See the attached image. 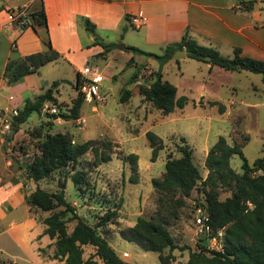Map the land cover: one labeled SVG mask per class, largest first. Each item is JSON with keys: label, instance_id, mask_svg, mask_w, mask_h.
I'll use <instances>...</instances> for the list:
<instances>
[{"label": "rangeland", "instance_id": "1", "mask_svg": "<svg viewBox=\"0 0 264 264\" xmlns=\"http://www.w3.org/2000/svg\"><path fill=\"white\" fill-rule=\"evenodd\" d=\"M16 1L20 0H13ZM131 32L135 34L137 30L131 29ZM94 34V31L83 33V37L85 39ZM111 37L108 45L113 52L108 58H103L102 55L84 58L83 54H79L75 57V65H78L80 70H75L70 62L62 59L42 66L38 74L34 75L38 86H43L41 92L53 81H59L58 90L54 93L56 104L45 102L42 113H31L29 118L20 124L19 129L23 131H20L18 136H15L17 131L12 129L16 115L11 119L7 114L9 129L3 137L7 141V136L11 135L13 139L6 145L12 158L11 168L15 175L25 177L24 169L20 165L30 161L33 155L38 153V143L45 131L68 133L75 143L88 139L111 140L113 145L108 149L112 152L109 161L96 164L90 152L81 157L82 164L78 167L88 172L89 183L83 186V190H76L71 177H68L65 187L66 199L76 206L77 213L90 224L96 223L109 208L116 210L117 217L112 223L104 225L101 232L116 253L130 264H159L158 253L144 250L122 239L118 230L133 225L134 218L139 215L162 220L177 245L172 252V264H181L189 252L188 249L181 248L189 246L196 249L198 243L194 220L196 209L201 206H197V202L202 200V195L193 189L191 194L184 198L183 204H178L173 199L165 202L164 206L160 203V194L153 188L151 180L161 176L167 154L179 156L178 145L181 144L182 137L193 148L194 162L203 177L207 174L204 168L205 155L219 135H223L229 144H242L244 156L249 163L260 157L264 144V82L258 73L228 70L218 65L210 66L203 60L187 55L173 58V53L167 61L159 62L145 54L133 53L134 59H129L126 53L119 54L117 50L119 44L129 43L128 39L119 42L120 40ZM96 42L98 40L93 44ZM149 51L156 54L164 52L161 49ZM106 62L109 63L106 65ZM85 65L99 68L103 78L93 84V87L105 100L87 102L84 99L80 116L76 119L48 117L47 113L58 114L59 111L68 110L72 106L79 93L74 85L76 74ZM156 70H161L162 78L176 86L177 96L188 97L183 108H175L169 114H162L143 100L139 87L148 86ZM125 88H128L132 95L127 101L121 102L120 96ZM34 90L30 91L28 98L35 95ZM8 92H4L5 98H0V109H11L12 105L16 104L11 101V96L8 97ZM215 100L218 104L212 103ZM53 108L55 112L51 111ZM4 119L0 121V132L3 130ZM83 119L84 122L81 121ZM148 130L160 136L164 146L154 161L151 159V148L146 137ZM128 153H136L138 156L136 183L130 181L133 174L131 166L122 161V156ZM3 164V157L0 156V169ZM230 164L235 171H242V159L239 155H233ZM58 176L55 174L37 183L25 180L28 183L26 190L30 192L36 184L54 190ZM228 195L229 192L223 191L220 199ZM34 214L37 221L42 223V218L48 215V212L34 211ZM14 217L23 219L22 209L16 212ZM74 223L75 221L69 222V230ZM37 225L36 227L40 226ZM27 242L30 241L27 239ZM210 247H213L212 243ZM45 249L48 250L47 247ZM93 252L94 247H84L85 258ZM58 263L57 259H47L39 264Z\"/></svg>", "mask_w": 264, "mask_h": 264}, {"label": "trees", "instance_id": "2", "mask_svg": "<svg viewBox=\"0 0 264 264\" xmlns=\"http://www.w3.org/2000/svg\"><path fill=\"white\" fill-rule=\"evenodd\" d=\"M253 3L250 1L242 4V9L250 10ZM29 16V26L35 29L39 25L46 26L43 9L30 12ZM85 26L89 31H94L93 24L87 19ZM43 40L48 46L46 51L9 59L3 73L8 85L37 72L44 64L60 57V54L51 48L49 39ZM103 47L107 48L106 45ZM126 49L145 54L159 62L170 59L176 50H185L187 56L211 65L228 70L258 73L264 82V59L242 55L239 48L233 50V56H224L214 47L199 44L190 36L188 29L184 30L179 41L168 44L162 54L147 52L134 46H126ZM206 56L209 60L205 59ZM74 85L79 93L72 106L68 110L59 111L58 114L47 113L48 117L76 119L80 116L84 102V94L79 90L80 73H77ZM58 86L59 81H53L43 92L33 98H26L18 108L12 129L18 131L20 124L25 122L31 113H42L45 102L56 104L54 93L57 92ZM139 94L162 114H169L175 108H183L188 100L185 95L177 96L176 86L162 78L161 70L155 71L148 86L139 87ZM131 95V91L125 88L120 101H127ZM212 103L218 104L216 101ZM30 132L33 133V130ZM35 132L39 134L37 130ZM146 137L151 148V159L154 161L164 147L163 141L151 130L146 132ZM11 139L12 136L8 135L7 140ZM112 145L111 140L102 139L75 143L68 133L45 131L38 143V153L27 163L20 165L24 169L25 179L34 183L55 174L59 175L54 190L36 184L25 199L31 209L48 212L41 220L44 225L42 233L53 240L55 249L52 258L57 259L60 264H130L116 253L101 232L104 225L112 223L117 217L116 210L109 208L96 223L90 224L77 213L76 206L68 201L65 195L68 177H71L76 190H83V186L89 183L88 172L78 167L82 164L81 157L90 152L94 156V163L107 162L111 159L112 152L108 149ZM242 146L237 142L229 144L223 135H219L205 155L204 168L207 174L203 177L194 162L193 148L182 137L181 144L178 145L179 156L167 154L161 176L152 178V186L160 194L159 200L164 206L165 202L173 199L178 204H183L184 198L196 189L202 195V200L197 202V206L201 205L200 207L206 210L210 236L216 237L221 246L220 249L211 248L200 238L196 249L189 246L181 248L189 250L187 258L181 264H264V144L261 156L252 163L244 156ZM235 154L242 159L241 172L231 167L230 159ZM137 159L136 153L122 156V161L128 163L133 171L130 176L132 183L137 182ZM223 191L229 192V195L220 199ZM71 221L75 223L69 230L68 224ZM219 231L221 235H218ZM118 232L122 239L144 250L157 252L159 264H172V252L177 245L162 220L139 215L134 218L133 225L120 228ZM87 245L94 247V252L85 258L84 247ZM0 264L13 263L0 258Z\"/></svg>", "mask_w": 264, "mask_h": 264}, {"label": "crops", "instance_id": "3", "mask_svg": "<svg viewBox=\"0 0 264 264\" xmlns=\"http://www.w3.org/2000/svg\"><path fill=\"white\" fill-rule=\"evenodd\" d=\"M250 1L254 2L250 10L242 9V4ZM22 6H27L28 13L43 9L46 26L39 25L36 29L28 26L20 33L11 18ZM137 14L143 18L139 28L131 22ZM86 19L93 24L95 34L84 39L83 33L91 32L85 26ZM131 29L137 32L132 34ZM185 29L199 44L214 47L224 56H233V50L239 48L242 55L264 59V0H0V98H5L4 92L9 90L8 97L16 102L11 109L18 111L30 91L35 89V95L41 92L43 86H38L34 75L42 66L11 85L3 73L9 59L46 51L48 46L43 38L49 39L51 48L60 54L51 62L65 59L80 70L75 65L79 54L84 58L90 55L108 58L113 52L108 45L110 36L119 42L128 39L129 43H124L123 49L119 44L117 50L134 59L132 54L137 53L126 46L147 52L164 50L168 44L179 41ZM95 40L98 42L93 44ZM133 63L137 64L135 60ZM11 109H0V121L8 119L7 114L13 118ZM20 131L23 130L19 129L15 136ZM9 144L1 135L0 156L4 164L0 169V258L13 264H39L53 259L55 248L54 244L50 246L53 240L42 233L44 225L37 221L35 210L26 202L28 183L11 168L12 158L6 146ZM21 209L24 217L16 219L14 215ZM37 224L40 226L36 227ZM5 248L8 250L4 251Z\"/></svg>", "mask_w": 264, "mask_h": 264}, {"label": "built area", "instance_id": "4", "mask_svg": "<svg viewBox=\"0 0 264 264\" xmlns=\"http://www.w3.org/2000/svg\"><path fill=\"white\" fill-rule=\"evenodd\" d=\"M11 20L18 26L19 32L21 33L25 28H27L31 24V18L29 16V13L27 12V6H22L16 9V11L13 13ZM143 18L140 16V14H137L131 18V22L134 25L135 28H139L142 24ZM80 78H81V85L79 90L84 94V99L87 102H102L105 100L104 96H101L96 89H94L93 84L98 83L100 80H102L103 76L99 70L98 67H91V66H84L82 70L80 71ZM52 112H55V109H51ZM12 116L17 115V110L13 109L11 111ZM84 122V119L81 120ZM9 129V122L7 119H4L3 124V130L0 132V134L3 136V134L6 133V131ZM196 216L194 220V230L196 235L198 236V239L207 240V244L212 243L213 247L211 248H217L220 249L221 246L217 240L216 237L210 236V226L207 223V214L206 210L203 207H198L196 209ZM218 235H221V232H218Z\"/></svg>", "mask_w": 264, "mask_h": 264}, {"label": "water", "instance_id": "5", "mask_svg": "<svg viewBox=\"0 0 264 264\" xmlns=\"http://www.w3.org/2000/svg\"><path fill=\"white\" fill-rule=\"evenodd\" d=\"M120 47L123 49V48H124V45L121 44ZM184 56H185V51H184V50H176V51L174 52V54H173V58H179V57H184ZM205 59H206V60H209V57L206 56ZM17 125H18V124H17ZM202 242H203L204 244H207V240H202Z\"/></svg>", "mask_w": 264, "mask_h": 264}]
</instances>
